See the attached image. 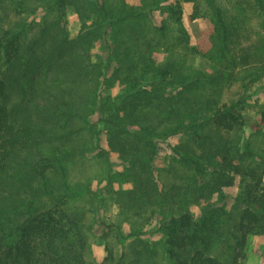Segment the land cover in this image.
Returning a JSON list of instances; mask_svg holds the SVG:
<instances>
[{
	"label": "trees",
	"instance_id": "trees-1",
	"mask_svg": "<svg viewBox=\"0 0 264 264\" xmlns=\"http://www.w3.org/2000/svg\"><path fill=\"white\" fill-rule=\"evenodd\" d=\"M183 3H193L192 19L211 14L213 75L185 66L207 54L190 45ZM257 3L264 11V0ZM40 8L46 16L28 23L26 15ZM69 8L82 23L75 37ZM159 11L171 25L150 26ZM233 35L216 0H0V264H97L84 213L70 206L81 189L68 169L90 152L79 139L98 134L90 123L97 113L127 165L123 176L134 182L122 196L126 204L166 206L184 194L180 186L160 194L154 175L161 144L177 140L172 159L189 171L201 214H175L170 206L154 212L166 264H243L249 237H264V148L256 159L234 134L249 123L264 43L239 52ZM100 42L105 56L96 62ZM156 53L167 55L160 65ZM115 84L120 94L106 95ZM258 117L253 127L261 132L264 103ZM231 187L238 188L236 210L228 212L224 190Z\"/></svg>",
	"mask_w": 264,
	"mask_h": 264
},
{
	"label": "rangeland",
	"instance_id": "rangeland-1",
	"mask_svg": "<svg viewBox=\"0 0 264 264\" xmlns=\"http://www.w3.org/2000/svg\"><path fill=\"white\" fill-rule=\"evenodd\" d=\"M127 1L133 6L140 4V0ZM176 1L178 0H170L173 3ZM216 2L223 10L231 30L234 31L233 45L236 51L240 52L246 48H254L258 43H264V11L258 7L257 0H216ZM193 7V3H183V22L190 35L191 47L206 51L207 55H192L185 60V66L192 73L206 72L208 75H213L219 65L218 61L212 58L214 23L211 14L205 11H202L196 19H192ZM45 16V10L40 8L36 13L26 15L25 19L28 23L38 24ZM66 19L70 36L75 37L81 30L82 23L72 8L67 10ZM166 20L171 25L168 15L159 11L153 14L148 23L150 26L158 27ZM104 48L101 42L96 45L93 49L94 61L97 62L99 57L105 56ZM166 57V53H156L154 55L156 64H162ZM261 69L264 73V67ZM121 90V87L115 84L113 88H108L105 94L116 97ZM252 93L247 103L249 123L242 131L234 134V142L239 147L248 144L258 159L257 156L264 148V125L261 126V132H256L253 125L259 119L258 111L264 103V74L252 86ZM90 123L94 125V130L98 131V134L93 138L85 135L79 139L81 143L87 142L90 152L77 156L69 164L68 169L71 185L81 189L79 196L70 200V206L84 213L91 259L97 264L111 262L128 264L134 260L141 261L140 264H166L163 236L157 231L154 212L162 209L160 207L170 206L175 214L186 209L196 217L201 214V205L194 201V195L189 187L191 185L189 171L172 159L171 147L177 143V140L169 139L161 144L154 162V175L161 188L156 187L160 194L169 191L173 186L185 189L184 194L174 199V204L160 206L164 202L161 201L155 207L147 205L138 208V202L129 205L122 201L123 194L133 189L134 182L123 176L127 165L109 146L105 117L97 113L90 119ZM224 191L228 195L227 211H235L234 199L238 188L231 187ZM213 200H216V196ZM110 251L112 260L108 259ZM243 264H264V237L259 235L249 237Z\"/></svg>",
	"mask_w": 264,
	"mask_h": 264
}]
</instances>
